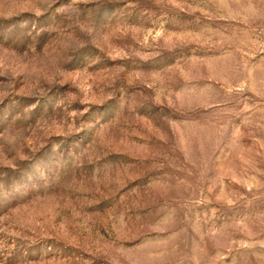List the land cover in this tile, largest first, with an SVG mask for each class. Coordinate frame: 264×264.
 I'll list each match as a JSON object with an SVG mask.
<instances>
[{
    "label": "rangeland",
    "instance_id": "374dc122",
    "mask_svg": "<svg viewBox=\"0 0 264 264\" xmlns=\"http://www.w3.org/2000/svg\"><path fill=\"white\" fill-rule=\"evenodd\" d=\"M0 264H264V0H0Z\"/></svg>",
    "mask_w": 264,
    "mask_h": 264
}]
</instances>
